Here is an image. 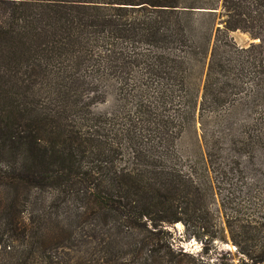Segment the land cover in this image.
<instances>
[{"label":"trees","instance_id":"trees-1","mask_svg":"<svg viewBox=\"0 0 264 264\" xmlns=\"http://www.w3.org/2000/svg\"><path fill=\"white\" fill-rule=\"evenodd\" d=\"M199 66V118L264 104V0H0V264H264V114L234 156L178 154ZM102 81L124 105L95 111Z\"/></svg>","mask_w":264,"mask_h":264},{"label":"rangeland","instance_id":"rangeland-1","mask_svg":"<svg viewBox=\"0 0 264 264\" xmlns=\"http://www.w3.org/2000/svg\"><path fill=\"white\" fill-rule=\"evenodd\" d=\"M230 36L238 45H247L256 41V43L260 42L259 39L251 40V38L247 34L240 31L233 32L230 34ZM204 73H206V67L205 69H202V67L199 66L191 73V75H189L186 81L187 88L193 94L199 93V100L196 106L197 110L195 122L185 130L184 134L177 144L178 154L186 160H193L197 157L201 158L202 156H204L206 152V139L215 149L221 147V149L224 150L223 153L225 152V154H229L230 156L236 155L234 153L233 142H235L236 144L239 141L243 140L249 143L252 140L253 136L256 134L255 131H252V129L254 128V122L258 117H260V115L264 114V104L262 102L251 103L250 101L247 102V100L243 101L242 99L239 103H236L234 106L227 108L225 111L223 110L218 114L205 113L202 118H199V102L202 95V84L205 79ZM94 84H97V82H95ZM99 87H105L104 89H106L107 93L110 91V96L107 98L106 102L96 105L95 111L99 113H105L107 111H112L111 108H113L114 106L116 108L119 107L120 104L124 105V101H120V99H122V96L120 95V92H118L120 91L119 87L115 85L114 81H102V84L100 82ZM216 138H218V140L221 139V144H214L213 139ZM235 158L237 157L235 156ZM18 163L20 164V161ZM242 163L243 168L246 172L247 179L258 175V170L264 169V150H259L256 158L252 160L244 159L242 160ZM19 164L18 166H20ZM4 197L0 195V201L2 199H4V201L10 200ZM171 230L175 235L177 244L184 246L186 251H189L191 253H199L204 249V244H202L198 240L184 239L186 235L185 229L182 224L176 225ZM216 245L222 250H235V247L230 243L225 244L221 242L220 244ZM208 247L211 248V245H208ZM45 248L46 250L48 249L47 247ZM21 249L24 248L22 247ZM47 251H49V253L51 254L55 253L54 250L50 251V248ZM65 252L71 254V256H68V258L73 259L71 263L76 264L79 256H77V254L73 251ZM65 252L64 254L61 253L60 256L67 259ZM32 258L34 257L28 259Z\"/></svg>","mask_w":264,"mask_h":264},{"label":"water","instance_id":"water-1","mask_svg":"<svg viewBox=\"0 0 264 264\" xmlns=\"http://www.w3.org/2000/svg\"><path fill=\"white\" fill-rule=\"evenodd\" d=\"M257 42V41H256Z\"/></svg>","mask_w":264,"mask_h":264}]
</instances>
